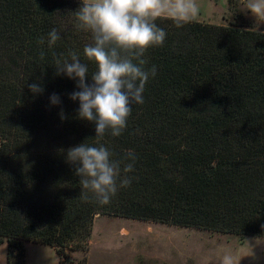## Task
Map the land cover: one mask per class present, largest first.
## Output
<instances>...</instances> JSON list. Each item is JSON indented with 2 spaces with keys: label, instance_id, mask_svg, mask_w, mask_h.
<instances>
[{
  "label": "trees",
  "instance_id": "1",
  "mask_svg": "<svg viewBox=\"0 0 264 264\" xmlns=\"http://www.w3.org/2000/svg\"><path fill=\"white\" fill-rule=\"evenodd\" d=\"M80 4L0 0V245L8 264H26L28 242L59 255L85 250L97 215L264 237V31L154 18L167 32L145 53L157 74L122 135L102 141L116 159L136 153L127 174L134 179L101 205L91 193L83 199L65 161L69 148L93 143L95 124L76 118L79 101L69 99L76 81L54 67V53L84 59L91 37L75 27ZM52 28L61 39L49 49ZM32 83L43 93L33 94Z\"/></svg>",
  "mask_w": 264,
  "mask_h": 264
},
{
  "label": "clouds",
  "instance_id": "2",
  "mask_svg": "<svg viewBox=\"0 0 264 264\" xmlns=\"http://www.w3.org/2000/svg\"><path fill=\"white\" fill-rule=\"evenodd\" d=\"M169 6L177 17V27L183 26L181 18L197 11L194 0H176L173 5L167 0H81L73 15L76 29L91 37V42L83 47L84 59L78 51H69L67 56L53 54L56 75L76 81L78 90L69 95L72 101H79L76 118L95 124L93 143L86 139L69 148L65 157L67 163L75 166L74 174L80 178L85 200L91 193L101 205L109 204L118 190L128 187L134 179L127 174L135 171L136 153L129 149L116 159L102 141L107 134L121 136L133 105L145 102V86L157 74L156 65L147 67L145 53L163 45L167 32L154 18ZM246 8L254 15L264 16V0H248ZM60 39L58 30L52 28L46 38L48 48L52 49ZM38 43L45 44V38ZM44 55L41 51V60ZM90 65L94 66L92 70ZM28 87L33 94L44 91L38 83ZM50 103L59 105L60 97L52 94ZM59 115L61 120L67 118L63 111ZM216 163L213 161L212 167Z\"/></svg>",
  "mask_w": 264,
  "mask_h": 264
},
{
  "label": "rangeland",
  "instance_id": "3",
  "mask_svg": "<svg viewBox=\"0 0 264 264\" xmlns=\"http://www.w3.org/2000/svg\"><path fill=\"white\" fill-rule=\"evenodd\" d=\"M248 0H194L184 19L242 25L264 31V16L246 8ZM169 5L176 0H167ZM160 15H172L167 7ZM29 243V244H28ZM26 243V264H264V237L215 233L160 222L97 215L85 250ZM6 245V246H5ZM7 244L0 245L6 264Z\"/></svg>",
  "mask_w": 264,
  "mask_h": 264
},
{
  "label": "crops",
  "instance_id": "4",
  "mask_svg": "<svg viewBox=\"0 0 264 264\" xmlns=\"http://www.w3.org/2000/svg\"><path fill=\"white\" fill-rule=\"evenodd\" d=\"M29 244V243H28ZM27 244V245H28ZM33 244H35V243H33ZM2 245H4V244H2ZM27 245H26V249H27ZM42 245V244H41ZM6 246V245H5ZM49 247H51V246H49ZM51 248H53V247H51ZM26 254H27V252H26ZM6 264H8V259H7V248H6Z\"/></svg>",
  "mask_w": 264,
  "mask_h": 264
}]
</instances>
